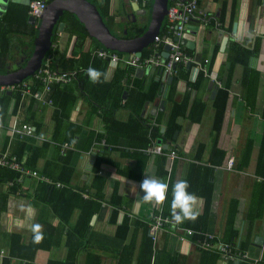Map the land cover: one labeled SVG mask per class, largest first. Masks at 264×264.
Here are the masks:
<instances>
[{
	"label": "crops",
	"instance_id": "1",
	"mask_svg": "<svg viewBox=\"0 0 264 264\" xmlns=\"http://www.w3.org/2000/svg\"><path fill=\"white\" fill-rule=\"evenodd\" d=\"M87 1L111 34L123 39L147 29L154 2ZM27 2L0 0V32L6 37L0 40V75L24 67L30 57L37 23L29 13L26 22L22 18L20 6L28 12ZM170 4L168 0L167 7ZM197 4L198 11L183 33L186 37H172L185 58L175 64L169 75L172 79H163L157 68L112 64L100 58L97 50L108 48L88 32L75 13L63 12L65 24L53 36V52L74 60L90 52L106 61V83L112 81L119 66L131 70L119 79L123 88L118 100L107 93L110 103L120 104L110 117L82 99L79 82L84 68L53 65L49 50L34 73L21 81L0 84L6 88L0 94L13 97L0 124V153L15 156L21 142L24 144L17 158L21 169L8 167L19 173L16 180L24 189L10 193L14 181L0 183V264L5 260L26 264L31 252L32 264H201L203 256L209 259L208 251L218 252L215 264L240 263L224 261L215 248L198 245L206 234L240 246L249 262L264 264V174L259 173L264 172V0H197ZM9 7L12 9L7 11ZM6 12L8 21L3 22ZM162 28L163 36H171L166 33V14L159 32ZM154 45L152 40L140 56L154 52L162 56L164 43ZM246 50L254 53L244 61ZM47 59L52 69L78 70L79 77L45 87L38 75H43L40 70ZM245 65L257 71L247 83L243 80ZM156 80L160 90L156 89L153 100H140L138 93L128 99L130 88L150 96ZM104 85L98 83L97 87ZM58 87L65 91H58L62 95L56 101ZM221 90L227 95L216 129L215 101ZM96 94L105 97L100 89ZM173 109L182 114L175 120L172 138L166 140L163 132ZM23 123L34 127L32 136L21 135ZM144 124H148L147 132ZM152 127L161 131L157 139H152ZM157 144L163 146L161 153L147 152ZM169 150L176 154L170 156ZM30 154L37 155L35 169L24 165ZM26 171L60 182V187L51 188L64 193L54 195L50 204L40 185L46 183ZM146 174L168 184L162 205L143 202L140 184ZM180 179L188 180V191L198 197L195 221L176 223L172 217L173 187ZM160 217L168 222L153 229ZM37 224L41 226L39 241L33 228Z\"/></svg>",
	"mask_w": 264,
	"mask_h": 264
},
{
	"label": "built area",
	"instance_id": "2",
	"mask_svg": "<svg viewBox=\"0 0 264 264\" xmlns=\"http://www.w3.org/2000/svg\"><path fill=\"white\" fill-rule=\"evenodd\" d=\"M48 0H29L28 3V13L29 15L36 20L41 17L45 7L47 6ZM198 11L197 0H174L168 7L166 11V21H167V30L166 33L170 34L163 37L155 35L153 40L155 42L154 48H157L159 44L166 43L169 38H181L184 31L189 24L190 19L195 15V12ZM170 49L169 55L167 58H164L157 52L151 53L148 56L141 57L134 53H124L119 54L115 51H110L108 49H99L96 52V55L102 59H106L112 64H124L129 66H139L145 68H157L160 69L162 78L165 79L175 71V64L179 61H184L182 51L180 50V45L178 42L171 41L168 42ZM40 72H43V75H38V78L43 81L45 87H50L52 84L64 83L70 80L71 76L76 75V70L66 71L58 70L57 68L52 69L50 67L49 59H47L42 66ZM5 87H0V93L5 91ZM21 135L25 137H30L33 134L34 127L29 124H21L20 126ZM163 146L161 144L152 145L147 148L148 153H161ZM168 154L174 156L176 154L175 150H169ZM233 164V158L229 159V166ZM0 166L11 167L21 169V164L19 160L14 155H9L8 152L0 153ZM27 174L31 173L32 175L38 177L40 180L50 184L52 187H60V182H54L50 178L38 175L35 171H26ZM19 181V179H18ZM11 183V182H10ZM164 222H168L166 218H156V225L152 228L155 229L158 225H161ZM191 230H186L187 234H191ZM206 239L202 242H198V245H201L206 248H215V251L220 252V256L224 261L230 260H248V256L242 249L230 242H223L215 239L213 234H206ZM250 264H263L258 261H250Z\"/></svg>",
	"mask_w": 264,
	"mask_h": 264
},
{
	"label": "trees",
	"instance_id": "3",
	"mask_svg": "<svg viewBox=\"0 0 264 264\" xmlns=\"http://www.w3.org/2000/svg\"><path fill=\"white\" fill-rule=\"evenodd\" d=\"M174 0H169V4L172 3ZM21 9L19 7H17L18 9L22 10V18H24V22H26V17H27V8L26 10L23 9L24 7L20 6ZM12 8H8L7 11H10ZM26 11V12H25ZM7 13H5L4 15V18H3V22H6L8 21V16H7ZM63 19V17L61 18V20ZM3 27V26H2ZM145 30V28L143 29H140L138 33H135L136 36H138L139 34H141L143 31ZM165 34V30L162 28L161 31L159 32V35L163 36ZM0 40H6V37H5V32H0ZM51 49H49L48 53H47V56H52V61H53V65L59 67V68H62V69H69V70H73V69H77L79 67H83L84 69V72H83V78L80 79V82H79V85H80V95L82 97V99H84L85 101H89L90 102V107L91 108H100V110L103 112V115H108L110 113H112L113 110H115L116 108L119 107V102L116 103V104H112L110 103V101L108 100V97L110 98L109 95H107L108 92H110L111 94H113L116 99L118 100L119 99V95L121 94V91H122V88L123 86L119 83V79L122 78V76L124 74H128L127 73V70L128 71H131L125 67H118L117 70L115 71V76L113 77L112 81L111 82H108L106 83L104 78L101 77V83H104V87L101 88H98L97 85L98 83H93L91 80H89V76L87 75V71L85 70L86 68L88 67H92V68H95L101 72L104 71V68H105V64H106V61L100 59L99 57L97 56H90V52L89 53H86V54H81V59H78V60H74V59H66L62 56H60L58 54L57 51H52ZM246 54H245V59H242L244 61H246V59L249 57V55H251L252 53H254L253 51H245ZM147 53H143V56H146ZM92 57V58H91ZM90 61V62H89ZM245 71H243V80H245V83L247 79L250 78V76H255L257 74V71L256 70H253L251 68H248L246 65H245ZM158 71V74L161 76V72L159 73L160 69H157ZM76 75L79 77V74H78V70H77V73ZM256 78V77H255ZM86 81V83H84ZM158 81L159 80H156L154 81L153 83V86H152V92L150 94V96L147 94V95H142L143 93L137 89V88H130L129 89V96H128V99L129 98H133L134 95L136 93H138V95H140V100H153L154 97L157 96V91L156 89L158 88L159 89V85H158ZM93 87L90 91V87ZM161 87V85H160ZM99 89L102 91L103 95L105 96L104 98L100 99L98 97V95L96 93H98ZM160 90V89H159ZM64 92L65 91V88H60L58 87L56 92ZM74 91V90H73ZM56 93V95H54V99H56V101L58 100V97H60L62 95V93ZM18 95H16V100L19 99L20 97V94L17 93ZM226 91L225 90H221V93L220 95L216 98V101H215V117H214V126L216 129L219 128L220 126V123L222 121V116H223V113H224V109H225V100H226ZM74 95H72L73 97ZM149 97V98H148ZM12 95L10 94H7V92H4L2 94H0V124H3V122L5 121V117L7 115V112H8V108H9V103L12 99ZM99 98V99H98ZM142 98V99H141ZM74 100H75V97H74ZM111 100L113 101V98L111 97ZM139 100V101H140ZM138 101V102H139ZM17 105V101H16V104L14 106V108L16 107ZM136 106V104H134ZM138 108V107H137ZM182 114L181 110L180 111H176V109H173L172 112L170 113V116H169V119H168V122H167V127H166V130L163 132V137L164 139L166 140H170L173 136V132L174 130L177 128V125H176V118L178 117V115ZM111 114L108 116L110 117ZM263 118H264V112H263ZM110 119V118H109ZM108 121H106L107 123ZM108 126V124L106 125V127ZM144 128H146V130L144 132H147L148 130V124H144ZM150 132H151V135H152V139L153 137L155 139H157L159 137V134H161V131L159 130L158 127H152L150 129ZM107 135H109V133L107 132ZM108 139H110V137L107 136ZM264 139V138H263ZM147 144V143H146ZM145 144V145H146ZM24 144L21 142V147L19 150L15 151L14 154L15 156L20 157L21 156V148H23ZM30 160H28V162L26 161L24 165H27L28 167L30 168H34L35 169V161L37 160V155H34L33 154H30ZM248 157V155L245 156V158ZM246 161L244 160L242 162V164H245ZM259 173H262L264 174V172L260 171L259 170ZM19 174V173H18ZM17 172H15L14 170H11L9 169L8 167H2L0 166V183H5L7 182L8 180H13L14 183L12 186H10V188L8 189V191L10 193H17L18 191H21V189H24V184L22 183H18L17 180H16V177L18 176ZM46 183V182H45ZM40 185H42L46 191V197L49 198V203L51 204L52 203V197L54 195H58V194H63L64 192L62 191H58V190H55L54 188L52 189L51 185L46 183L44 185V183L40 182ZM64 191V190H63ZM3 200V208H4V205H5V200L4 198L2 199ZM53 206V209L55 212L58 213V211L56 210L57 208L54 207V205L52 204ZM230 242V241H229ZM242 249V248H241ZM216 252V251H215ZM11 255H15L14 251H10ZM208 253L210 255L209 259L206 257V256H203V259L201 261V264H215L216 263V259L218 258V252L217 253H214L211 252V251H208V252H205V254ZM28 262L26 264H32V259H33V252H31V254L28 256ZM209 260L210 262L206 263V261ZM236 260H239L240 263L239 264H250L249 261L247 260H240V259H236ZM2 264H9V261L5 260Z\"/></svg>",
	"mask_w": 264,
	"mask_h": 264
},
{
	"label": "water",
	"instance_id": "4",
	"mask_svg": "<svg viewBox=\"0 0 264 264\" xmlns=\"http://www.w3.org/2000/svg\"><path fill=\"white\" fill-rule=\"evenodd\" d=\"M28 3L29 0L27 4ZM167 5L168 0H154L151 19L147 29L141 35L132 39H123L117 38L111 34L95 6L89 1L52 0L47 4L41 17L37 20L34 44L26 65L7 75H0V84H10L21 81L39 68L46 52L51 47L56 30L62 31L64 28L65 23L61 21L64 11L75 13L79 20L85 25L88 32L97 38L105 48L126 53L134 52L136 55L140 56L142 53L141 49L151 43L154 36L158 34L167 11ZM183 37H186V34H184ZM174 40L175 38H169L168 41L164 43L162 56L168 57L170 49L168 42ZM169 79H172V76H169ZM28 180L29 178H26V181Z\"/></svg>",
	"mask_w": 264,
	"mask_h": 264
},
{
	"label": "clouds",
	"instance_id": "5",
	"mask_svg": "<svg viewBox=\"0 0 264 264\" xmlns=\"http://www.w3.org/2000/svg\"><path fill=\"white\" fill-rule=\"evenodd\" d=\"M87 75L93 83H100L101 77L107 80V75L95 68L89 67ZM190 184L186 179L178 180L173 187V200L171 204L172 217L176 223H183L184 220L195 221L199 216V211L196 206L198 204V197L195 193L189 192ZM140 188L144 195L142 200L148 204L162 205L167 199L168 184L158 178L146 174L145 179L141 182ZM37 233L36 239H41L39 224L33 226Z\"/></svg>",
	"mask_w": 264,
	"mask_h": 264
},
{
	"label": "rangeland",
	"instance_id": "6",
	"mask_svg": "<svg viewBox=\"0 0 264 264\" xmlns=\"http://www.w3.org/2000/svg\"><path fill=\"white\" fill-rule=\"evenodd\" d=\"M240 247V246H239Z\"/></svg>",
	"mask_w": 264,
	"mask_h": 264
}]
</instances>
